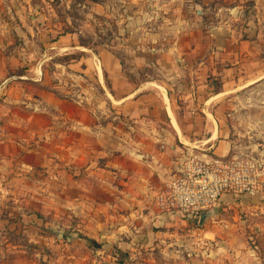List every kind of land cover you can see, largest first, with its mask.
Returning a JSON list of instances; mask_svg holds the SVG:
<instances>
[{
	"label": "crops",
	"instance_id": "1",
	"mask_svg": "<svg viewBox=\"0 0 264 264\" xmlns=\"http://www.w3.org/2000/svg\"><path fill=\"white\" fill-rule=\"evenodd\" d=\"M72 2L0 0V66L33 60L34 77H23L51 79L60 91L17 92L27 108L38 107L36 123L44 121L19 158L23 176H36L37 196L30 214L25 196L12 204L14 221L0 201V264L38 262L44 248L49 264H217V249L202 251L206 223L162 212L154 198L188 154L235 153V125L218 114L217 99L264 80L261 0H83L86 23L75 28L58 10ZM84 32L114 37H99L95 54ZM121 49L132 53L131 73L147 68L143 86L139 72L122 66ZM74 51L77 59L54 61ZM237 199L225 195L218 210ZM252 254L244 264H264V254Z\"/></svg>",
	"mask_w": 264,
	"mask_h": 264
},
{
	"label": "rangeland",
	"instance_id": "2",
	"mask_svg": "<svg viewBox=\"0 0 264 264\" xmlns=\"http://www.w3.org/2000/svg\"><path fill=\"white\" fill-rule=\"evenodd\" d=\"M108 2L112 3L113 0H108ZM82 4L83 0H73L72 6L68 10L58 9L59 16L62 20L69 17L74 28L86 23L84 22L86 21L85 14L82 10L80 11ZM243 6H252V4H250V1H246ZM258 6L264 12V0H261ZM109 8L113 10V7ZM91 12L93 11L91 10ZM91 21L93 20L91 19ZM215 22L216 19L213 18L212 23H208L206 26H215ZM262 22L264 24V16ZM72 26L71 28H73ZM96 35L95 40L92 39L89 33L84 32L81 36L82 43L91 46V51L95 54L99 49L94 48L93 45H98L99 37L101 42L105 39L109 41L111 34L102 33L99 36L97 33ZM116 54L122 58L121 63L127 73L135 75L134 73L139 72L141 74V77L138 76L140 81L138 82L140 86H143V83L147 82V80L143 82L145 73L148 71L147 68H138L137 71L131 73V65L126 61L132 58L131 51L121 49L116 50ZM79 56L80 53L74 51L69 55H60L54 61L65 63L71 59H77ZM32 62L34 67V61L32 60ZM32 65L14 66L11 64L4 67L0 66V71L4 73L0 76V92H12L11 96L0 94V201L9 206V218L12 221L16 220L18 216L16 215L18 211L12 206L13 203L18 204V200L25 196L28 206L23 211L30 214L29 208H31V205L29 204L36 201L37 193L34 191V184L37 183L36 176L33 173L30 177L23 176L21 169L24 167L19 163V158L25 154L23 148L26 145V140L33 145V140L39 136L37 125L44 122L38 121L36 123L32 111H36L38 107L34 105L32 109L27 108L26 103L20 101L22 99L17 92H30L32 95H35L36 92H60L58 89L52 90L58 84L51 79L42 83L24 78L23 76L28 77L31 74L33 76V69H30ZM29 69L30 71H28ZM48 70H54L53 66L49 65ZM149 72L152 73L151 70ZM156 75L158 74L156 73ZM4 76L6 77L5 80L3 79ZM9 77L10 79H8ZM20 77H23V79ZM155 77L160 79V76ZM152 82L154 81L152 80ZM107 84L111 86L110 83ZM61 85L69 90L68 83H62ZM246 90L248 92H235L231 95L226 92L220 93L217 99L220 107L218 114L223 117L222 119H227L228 122L235 125L234 130L231 131L233 146L242 150L251 149L252 147L256 157L260 158L261 164H264V80L259 84H252ZM262 150L263 152L260 153ZM259 185V190L255 195L239 198L234 204L233 202L232 204H226V208L218 210L214 217L209 218L208 222H204L205 225L203 223L204 226H202L201 232H198L204 238L201 242L202 251L207 249H212L213 252L219 251L221 260L217 264H244L249 253L252 252L253 256L264 254V176L259 178ZM44 218H47L44 220L45 222H49L50 213H44ZM191 228L189 227V230ZM47 231H49V226L44 225L43 233H47ZM31 246L29 245L28 249L33 251ZM42 253V260L37 262L34 258L28 256L26 263L49 264L50 253L45 248ZM16 259L15 257H9L7 261L12 263ZM250 262L259 264L251 258ZM262 263H264V258ZM204 264H212V261H205Z\"/></svg>",
	"mask_w": 264,
	"mask_h": 264
},
{
	"label": "built area",
	"instance_id": "3",
	"mask_svg": "<svg viewBox=\"0 0 264 264\" xmlns=\"http://www.w3.org/2000/svg\"><path fill=\"white\" fill-rule=\"evenodd\" d=\"M234 150L229 157L188 154L179 174L155 195V205L162 212L176 213L198 225L200 215L218 209L225 195H255L263 163L252 148Z\"/></svg>",
	"mask_w": 264,
	"mask_h": 264
},
{
	"label": "water",
	"instance_id": "4",
	"mask_svg": "<svg viewBox=\"0 0 264 264\" xmlns=\"http://www.w3.org/2000/svg\"><path fill=\"white\" fill-rule=\"evenodd\" d=\"M218 212V209H214V210H209L206 212H203L200 215V220L198 225L201 226L204 222H206L209 218H212L216 215V213Z\"/></svg>",
	"mask_w": 264,
	"mask_h": 264
}]
</instances>
